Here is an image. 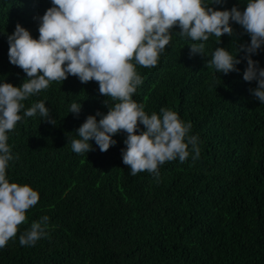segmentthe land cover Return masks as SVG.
Wrapping results in <instances>:
<instances>
[{"label": "trees", "instance_id": "16d2710c", "mask_svg": "<svg viewBox=\"0 0 264 264\" xmlns=\"http://www.w3.org/2000/svg\"><path fill=\"white\" fill-rule=\"evenodd\" d=\"M50 6L51 0H0V82L18 86L26 79L8 60L7 34L19 22L37 37L35 17ZM233 26L232 37L204 42L206 55H190L193 42L174 28L156 66L136 65L142 83L133 99L148 114L161 107L176 111L198 137L197 159L190 151L183 162L166 161L158 176L130 174L122 162L123 132L103 152L94 141L88 153L71 149L86 117L107 112L96 81L69 75L24 101L26 108L45 101L56 125L25 117L8 133L13 159L7 178L31 185L39 200L0 248V264H264V103L249 92L256 82L242 78L243 60L239 72L228 74L208 65L216 47L235 52L250 40ZM253 59L264 66V49ZM73 101H81L78 116L68 113ZM43 215L47 235L20 245V233Z\"/></svg>", "mask_w": 264, "mask_h": 264}, {"label": "clouds", "instance_id": "9594fccd", "mask_svg": "<svg viewBox=\"0 0 264 264\" xmlns=\"http://www.w3.org/2000/svg\"><path fill=\"white\" fill-rule=\"evenodd\" d=\"M223 0H51V6L38 19L37 37L19 22L7 34L8 60L20 67L26 79L20 85L0 82V248L14 238L26 220V210L36 205L39 193L31 185L10 182L6 170L13 155L8 143L11 132L25 117L39 115L56 125L43 100L25 107L24 101L52 81L69 75L82 83L96 81L106 97L107 112L89 114L75 130L71 149L76 153L92 150L95 142L101 152L114 145L117 133H125L122 162L131 175L147 171L159 175L166 161L183 162L193 153L199 157L198 137L192 125L179 114L161 107L159 113H146L133 99L142 83L136 65L154 67L169 44L172 29L190 39V55L205 54L204 42L210 36L236 34L238 24L250 40L238 43L235 52L218 46L208 65L217 73L239 72L246 63L243 80L256 82L250 94L264 103V66L253 56L264 49V0H246L243 8L214 7ZM220 39L217 40L219 44ZM243 53V56L239 55ZM134 61V62H133ZM110 98L112 103L109 104ZM81 101H73L68 113L79 115ZM23 110V112H22ZM99 117V119H97ZM49 217L41 216L19 235L22 246H33L47 235Z\"/></svg>", "mask_w": 264, "mask_h": 264}]
</instances>
